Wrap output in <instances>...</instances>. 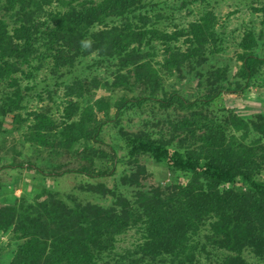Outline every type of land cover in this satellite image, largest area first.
<instances>
[{"label":"trees","instance_id":"obj_1","mask_svg":"<svg viewBox=\"0 0 264 264\" xmlns=\"http://www.w3.org/2000/svg\"><path fill=\"white\" fill-rule=\"evenodd\" d=\"M160 7L153 0H0V134L9 115L22 123L19 113L34 89L24 82L44 74L71 100L60 125L51 115L30 113L35 124L26 140L68 154L83 150L88 155L82 160L91 164L89 155L99 154L109 164L65 172L107 178L125 162L136 170L121 179L130 195L97 184L107 205L69 203L45 190L42 202L0 208V230L14 226L24 240L9 264H194L218 252L221 264H264V116L245 119L212 109L223 92L245 93L261 74L259 40L253 30L243 33L230 75L227 66L214 64L226 49L213 11L185 25H166L170 18ZM257 12L264 17V5ZM85 59H91L90 70L117 68L112 83L104 84L110 92L141 89L147 95L120 96L113 117L96 123L111 105L94 97L100 84L82 75ZM162 75L194 83L195 98L166 91ZM45 91L52 102L53 92ZM146 107L152 117L139 132L116 122ZM109 123L123 139L124 159L100 149ZM143 156L181 173L186 183L145 189L138 164ZM85 191L96 192L93 184ZM130 231L138 238L119 252L117 237Z\"/></svg>","mask_w":264,"mask_h":264},{"label":"rangeland","instance_id":"obj_2","mask_svg":"<svg viewBox=\"0 0 264 264\" xmlns=\"http://www.w3.org/2000/svg\"><path fill=\"white\" fill-rule=\"evenodd\" d=\"M155 2L161 4L158 10L163 11V14L170 18L168 22H164L166 25L168 23L185 25L187 22L197 19L202 12L213 11L217 18L216 29L224 34V47L226 49L223 54L218 56L217 62L214 64L216 67L227 66L230 75L236 71L235 54L240 52L238 43L243 33L249 30L255 31L259 40L257 53L264 56V17L257 12L258 8L264 5V0H153V3ZM159 59L160 57L156 56L154 61ZM87 65H91V59L83 61L82 75H86L88 78L95 77L100 84L99 88L94 90V97L109 101L111 105L107 117L102 113L97 114L96 123L113 117L114 103L120 100V96L126 95L127 98H131L142 93L141 89H138L135 94L121 89L110 92L104 84L112 83L117 68L112 64H107L90 70L86 67ZM160 83L166 91H180L188 99L193 100L196 96L194 83L187 79L176 81L162 75ZM46 84L50 85L49 88H46ZM23 85L33 86L34 89L26 94V108L19 113L22 123H14L13 116L9 115L4 121L0 134V208L18 206L22 201L28 203L42 202L48 197V194L44 193L45 190L58 193L65 200L70 198L69 200L78 199L83 203L107 205L109 197L102 198L99 195L100 188L97 189V184L100 182L104 183L108 190L116 191L118 189L123 194L130 195L131 189H125L121 185V179L124 175L136 171L134 165L125 162L118 167V171L113 177L91 179L86 175L65 172V170L73 171L82 166L88 167L90 170H97L100 165L109 166V164L104 163L106 161L97 158L99 154L93 156L94 154L91 153L89 155L93 161L91 164L82 160L85 155H88L83 150L78 149L77 154H68L60 147L49 150L48 147L39 146L26 140L35 124L30 113L51 115L50 118L56 121L53 120L54 124L60 125L64 120V103L71 98H67L63 94V89L56 88L52 81L45 78L44 74H40L35 81L24 82ZM47 89L53 92L51 95L53 104L47 98L48 94L45 91ZM91 92L93 93V90ZM141 95L145 96L147 93ZM49 108H51L50 114L48 113ZM212 109L230 110L245 119L256 114L264 116V69L251 81V86L245 93L223 92L213 103ZM148 110L146 107L143 108L142 112H126L124 116L116 119V122L123 126L124 131L137 133L144 128V122L152 117ZM95 124L91 127H94ZM101 139L104 146L100 149L107 154H110L109 149H112L118 159H124L123 139L114 127V123H109L103 127ZM95 147L100 150L97 145ZM138 161L145 172L140 180L145 189L153 187L164 189L171 185H184L187 181V178L181 173L173 172L165 164H157L148 157L143 156ZM59 165L62 168L58 169L57 166ZM38 169L44 174L39 173ZM47 173L53 174L48 175ZM90 184H93L95 194L87 191L82 192V189ZM137 238L138 236L133 231L117 237L116 247L118 251L132 248ZM23 242L24 240H20L18 235L14 233V226L7 231L0 230V264H9ZM219 254L221 253L210 255L209 258L202 257L194 264H221L222 256ZM244 256L247 261H251V255L248 252H245Z\"/></svg>","mask_w":264,"mask_h":264}]
</instances>
